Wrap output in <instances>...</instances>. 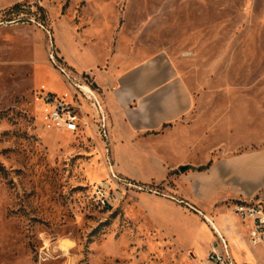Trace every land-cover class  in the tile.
<instances>
[{"label":"rangeland","instance_id":"374dc122","mask_svg":"<svg viewBox=\"0 0 264 264\" xmlns=\"http://www.w3.org/2000/svg\"><path fill=\"white\" fill-rule=\"evenodd\" d=\"M116 52L175 63L212 160L264 149V0H0V264H215L205 214L215 221L219 207L191 200L196 169H180L196 155L163 180L120 172L136 186L103 204L106 141L46 118V93L73 95L63 69L104 101L88 67ZM109 145L114 159L111 132Z\"/></svg>","mask_w":264,"mask_h":264},{"label":"crops","instance_id":"0c3cea01","mask_svg":"<svg viewBox=\"0 0 264 264\" xmlns=\"http://www.w3.org/2000/svg\"><path fill=\"white\" fill-rule=\"evenodd\" d=\"M107 62L104 69L94 65L88 68L103 92L110 115L112 151L118 171L133 178L136 176L132 172L144 178L161 171L163 180L185 159L196 155L197 163L188 165L205 168L191 170L197 176V192L190 199L204 208L211 204L219 207L215 221L210 220L228 239L239 262L233 244L239 254L242 249H249L246 256L252 262L242 264L261 263L252 251L258 246L251 245L248 229L234 208L246 201L264 204V149L223 152L212 160L213 150L208 146L206 133L195 134L196 130L200 133L201 119H192L196 109L193 93L167 55L148 57L138 53L128 57L116 52ZM229 212L233 214L232 221L227 216ZM206 226L214 231L209 222Z\"/></svg>","mask_w":264,"mask_h":264},{"label":"built area","instance_id":"2783aa9c","mask_svg":"<svg viewBox=\"0 0 264 264\" xmlns=\"http://www.w3.org/2000/svg\"><path fill=\"white\" fill-rule=\"evenodd\" d=\"M62 72L74 86L73 95L70 100H67V96L59 97L50 92L46 93L42 98L47 112L46 118L59 130L76 132L83 127L96 129L101 138L106 141V162L110 179L100 183L102 190L100 200L105 204L111 191L117 195L118 191H122L123 195V189H126V186L134 187L136 185L124 178L116 168L109 145L108 115L99 92L91 84L82 83L65 69ZM81 98L84 99L85 105H89V110L80 102ZM234 211L248 229L251 245L264 247V204L255 201L239 202L235 205ZM205 218L217 235V239L211 245L209 260L215 264H242L236 259L228 239L210 219L206 216Z\"/></svg>","mask_w":264,"mask_h":264},{"label":"trees","instance_id":"16d2710c","mask_svg":"<svg viewBox=\"0 0 264 264\" xmlns=\"http://www.w3.org/2000/svg\"><path fill=\"white\" fill-rule=\"evenodd\" d=\"M18 6L16 5V7L15 8H17ZM190 168H192V169H198V170H203L205 167H192V166H189V165H186V166H182V167H180V169L182 170V171H186V170H188V169H190Z\"/></svg>","mask_w":264,"mask_h":264},{"label":"bare ground","instance_id":"6f19581e","mask_svg":"<svg viewBox=\"0 0 264 264\" xmlns=\"http://www.w3.org/2000/svg\"><path fill=\"white\" fill-rule=\"evenodd\" d=\"M42 88H43V89H45L44 87H42ZM64 96H68V94H67V93H65V94H64ZM208 218H209V219H211L210 217H208Z\"/></svg>","mask_w":264,"mask_h":264}]
</instances>
